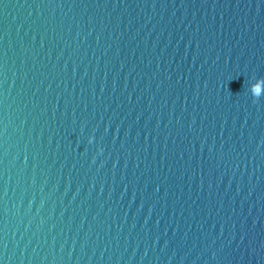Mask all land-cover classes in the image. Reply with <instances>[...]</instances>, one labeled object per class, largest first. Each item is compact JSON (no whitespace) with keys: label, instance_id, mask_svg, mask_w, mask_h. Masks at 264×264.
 I'll return each mask as SVG.
<instances>
[{"label":"water","instance_id":"95a60500","mask_svg":"<svg viewBox=\"0 0 264 264\" xmlns=\"http://www.w3.org/2000/svg\"><path fill=\"white\" fill-rule=\"evenodd\" d=\"M259 78L264 0H0V264H264Z\"/></svg>","mask_w":264,"mask_h":264},{"label":"clouds","instance_id":"9594fccd","mask_svg":"<svg viewBox=\"0 0 264 264\" xmlns=\"http://www.w3.org/2000/svg\"><path fill=\"white\" fill-rule=\"evenodd\" d=\"M256 83H259L260 84L261 92L259 93V95H257L256 93H253V95L255 97H259L261 95H264V78L256 79L255 82L253 83V85H255Z\"/></svg>","mask_w":264,"mask_h":264}]
</instances>
